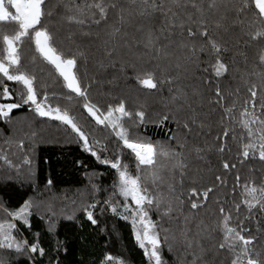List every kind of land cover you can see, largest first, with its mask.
<instances>
[{
    "label": "snow or ice",
    "instance_id": "6c2138e0",
    "mask_svg": "<svg viewBox=\"0 0 264 264\" xmlns=\"http://www.w3.org/2000/svg\"><path fill=\"white\" fill-rule=\"evenodd\" d=\"M26 41L34 46L31 63L52 66L67 93L38 86L35 70L24 64ZM237 59L245 71L234 88L222 87ZM109 69L118 74L109 77ZM105 86L114 102L93 97V88ZM65 98H75L109 134L101 140L86 133L71 108L56 102ZM22 108L70 128L81 150L113 171L110 190L91 184L94 197L109 191L108 197L78 210L92 225L97 212L128 222L146 264H168L166 253L176 255L175 264H264V168L255 167L264 165V0H0L5 144ZM149 125L167 128L166 138L148 136ZM15 143L25 149V139ZM0 160L19 178L3 150ZM23 163L32 185V160L25 155ZM42 208L32 198L16 209L0 199V250L31 264H70L66 243L57 238L49 252L32 233L33 216L46 221L50 235L58 230V214L50 204ZM65 218L75 220L76 212ZM99 264L127 261L105 254Z\"/></svg>",
    "mask_w": 264,
    "mask_h": 264
},
{
    "label": "trees",
    "instance_id": "16d2710c",
    "mask_svg": "<svg viewBox=\"0 0 264 264\" xmlns=\"http://www.w3.org/2000/svg\"><path fill=\"white\" fill-rule=\"evenodd\" d=\"M34 54V46L26 41L23 46L24 64L28 70H35L38 86H48V91L51 93L54 90L58 97L67 93L68 90L62 87L52 66L40 59L36 64L31 63V57ZM89 70L94 71V68L90 67ZM243 71L245 66L242 60L237 59L230 75L222 81L221 86L234 88ZM116 74H118L116 69H109L107 73L109 77ZM7 84L10 89L18 87L13 82H7ZM120 84L123 86V78ZM107 90V86L93 88L92 95L102 104L114 102L112 97L103 94ZM144 92L146 90H142L140 95L143 96ZM116 94H119V90L114 93ZM136 95L135 91L130 93L129 107H135L133 101ZM157 101L156 96L149 98V103L153 107H158ZM56 102L62 107L71 108V114L86 133L101 140L109 134V130L100 129L95 125L75 98L71 102L66 98L58 99ZM13 116L16 119L11 127L16 131L12 134L9 144H5L6 136H0V150H3V154H7L13 164L19 167V178L15 168H9L3 160H0V199H3L4 204L10 209L18 208L28 198L38 202L43 201L45 208L49 204L52 206L59 216L58 230L55 235L47 232L45 220L39 219L38 216L31 218L32 233H40V239L46 251L51 252L58 238L68 247L70 264H99L105 254L123 258L127 264H146L143 250L136 244L128 222L118 219L110 212L103 215L97 212L98 223L92 225L78 210L82 203L94 198L103 200L108 197L109 191H102L94 197L91 184L98 185L102 190H110L114 179L113 171L99 165L93 157L83 152L75 134L59 121L36 117L26 108L14 111ZM8 128L9 126L0 123V129H3L6 134ZM144 131L154 140L165 139L168 134L167 128L154 125H149ZM26 132L29 134L27 137L24 135ZM32 132L36 133L34 137L31 136ZM21 138L25 139L23 151L19 150L15 143ZM25 155L32 160V167L36 171V180L32 185L23 179L29 171V166L23 163ZM77 161H82L84 166H78ZM213 167L219 168V163L214 157ZM255 167L260 170L264 168V165L256 162ZM132 168L134 171V164ZM259 174L258 171L257 175ZM8 177L12 179H7ZM48 179L52 180L50 187L47 186ZM22 180L23 183H21ZM229 184L231 185V178H229ZM236 195L239 198V194ZM45 208L41 211L45 212ZM74 211L76 219L67 220L65 217L72 215ZM32 233L25 231L24 235L31 241ZM165 258L168 264H175V254L166 253ZM0 259L5 260L6 264H31L26 256L16 258L14 253L3 250H0ZM40 264H48L47 258L40 260Z\"/></svg>",
    "mask_w": 264,
    "mask_h": 264
},
{
    "label": "water",
    "instance_id": "95a60500",
    "mask_svg": "<svg viewBox=\"0 0 264 264\" xmlns=\"http://www.w3.org/2000/svg\"><path fill=\"white\" fill-rule=\"evenodd\" d=\"M74 95V94H73Z\"/></svg>",
    "mask_w": 264,
    "mask_h": 264
}]
</instances>
